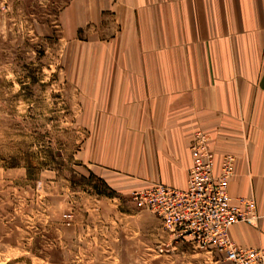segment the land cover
Wrapping results in <instances>:
<instances>
[{"label":"rangeland","instance_id":"rangeland-1","mask_svg":"<svg viewBox=\"0 0 264 264\" xmlns=\"http://www.w3.org/2000/svg\"><path fill=\"white\" fill-rule=\"evenodd\" d=\"M90 3L0 0V264H231L177 239L113 167L112 113L88 82L104 50L95 25L76 32Z\"/></svg>","mask_w":264,"mask_h":264},{"label":"crops","instance_id":"crops-1","mask_svg":"<svg viewBox=\"0 0 264 264\" xmlns=\"http://www.w3.org/2000/svg\"><path fill=\"white\" fill-rule=\"evenodd\" d=\"M85 9L76 32L95 25L90 48L104 50L88 82L112 113L113 167L140 189L186 190L202 131L215 173L224 155L236 158L232 203L257 201L256 225L232 226V241L264 250V0H91ZM103 32L104 46L93 43Z\"/></svg>","mask_w":264,"mask_h":264},{"label":"built area","instance_id":"built-area-1","mask_svg":"<svg viewBox=\"0 0 264 264\" xmlns=\"http://www.w3.org/2000/svg\"><path fill=\"white\" fill-rule=\"evenodd\" d=\"M191 143L188 188L156 185L134 193L135 200L155 213L177 239L216 248L224 252L231 264H264L263 249L239 247L229 237L232 226H255L259 219L255 201L242 199L238 205L232 203L228 187L234 173V157H225L221 174L215 176L207 136L197 132Z\"/></svg>","mask_w":264,"mask_h":264}]
</instances>
